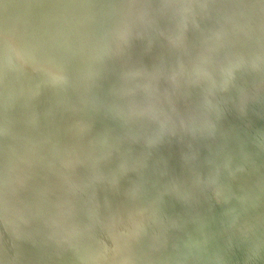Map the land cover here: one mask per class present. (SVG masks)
I'll use <instances>...</instances> for the list:
<instances>
[{"label": "rangeland", "instance_id": "1", "mask_svg": "<svg viewBox=\"0 0 264 264\" xmlns=\"http://www.w3.org/2000/svg\"><path fill=\"white\" fill-rule=\"evenodd\" d=\"M102 3L106 10L88 31L87 59L61 68L24 62L17 38L0 27V48L4 42L11 50H0V58L14 55L11 65L0 61V264H161L174 239L196 238L230 212L231 230L220 236L227 246L210 236L194 239L180 264H264V237L257 235L258 243L244 233L264 226V208L256 212L251 202L244 212L239 205L264 175V95L244 96L264 87V62L249 70L254 54L264 52V0ZM127 22L131 29L122 30ZM41 69L44 80L34 81ZM8 71L29 90H8ZM110 84L112 96L104 89ZM234 88L245 92L237 96ZM184 181L191 184L181 187L185 197ZM242 229L251 239L243 254L242 242L231 241ZM218 245L215 255L209 249Z\"/></svg>", "mask_w": 264, "mask_h": 264}, {"label": "bare ground", "instance_id": "2", "mask_svg": "<svg viewBox=\"0 0 264 264\" xmlns=\"http://www.w3.org/2000/svg\"><path fill=\"white\" fill-rule=\"evenodd\" d=\"M102 2H104V0H7V3L5 4V6L2 4V0H0V8H1V10H0V27H4V30L5 31H7L8 32V34L9 35H12V36H15L16 38H17V42H16V47H17V53H18V55L19 56H21L22 58H23V61L24 62H29V63H31V62H34V61H41V60H45L46 62H49V63H51L52 62V64L51 65H53V67H55V68H61V67H63V66H65V65H67L68 63H70V62H73L74 60H76V59H80V58H82V59H87V53H88V50H89V46H90V40H89V37H88V31H89V29H90V25H91V22L93 21V19H95L96 17H94L95 15L96 16H98L100 13H102L104 10H106V9H101L102 8V6H103V3ZM224 7V6H223ZM184 15V17L187 19V20H190V18H191V15L189 14V13H184L183 14ZM121 28H122V30L125 28V30H130L131 29V26L129 25V23L127 22V23H125V24H121ZM117 30V29H116ZM115 30V31H116ZM1 47V46H0ZM0 50H2V53H4V54H9L10 52H11V50L9 49V47L8 46H6V44L3 42V47L2 48H0ZM259 51V50H258ZM264 51V50H263ZM252 58V57H251ZM0 61H1V63H2V65H4V66H6V65H11L12 64V62L14 61V55L13 54H11V55H6V56H4V55H1V58H0ZM249 62H250V58H249ZM264 62V52H261V53H255L254 54V56H253V58L251 59V62H250V66L252 67H249V70H252L253 68H259V66H261L262 68H263V66H264V64H263V66L262 65H260V63H263ZM248 63V62H247ZM247 65V64H246ZM248 65V66H249ZM90 67L91 66H89V69H90ZM244 67H246V66H244ZM251 68V69H250ZM261 68V71L264 69H262ZM12 68H9V70H11ZM246 69H248V67H246ZM245 69V70H246ZM245 70H243V71H245ZM249 70H248V72H249ZM254 70V69H253ZM252 70V71H253ZM256 70V69H255ZM259 70H260V68H259ZM247 71V70H246ZM251 71V72H252ZM0 72H1V69H0ZM39 72H44L45 73V69H41V70H39L38 72H36V73H38V74H36V75H34L33 76V80L34 81H43L44 80V76H43V74L42 73H39ZM250 72V73H251ZM255 73H257V72H255ZM263 73V72H262ZM261 74V73H260ZM246 75V74H245ZM244 75V77H246ZM249 75V74H248ZM256 75H258V74H256ZM255 75V76H256ZM6 76V78H5V81H6V83L8 84V90H12V91H16L17 93H19V92H22V90L23 89H27V90H29L27 87H25V83L24 84H21V83H19V82H15L14 81V75L11 73V71H8L7 72V74L5 75ZM254 76V77H255ZM261 77H263L262 75H260ZM248 78V77H247ZM250 78V77H249ZM255 79V78H254ZM258 79V78H257ZM241 80H244L243 78H241L239 81H241ZM251 80V79H250ZM256 80V79H255ZM261 80H258V82H260ZM57 83H61V81H60V79L58 78L57 79V81H56ZM242 82V81H241ZM244 82V81H243ZM246 82V81H245ZM244 82V83H245ZM248 82H250L249 80H248ZM253 82H255V81H253ZM257 82V84H263L262 82L261 83H258ZM236 83V84H235ZM244 83H242L241 84V86H236V87H242V85H245ZM256 83V82H255ZM234 84L235 85H237L238 84V82L237 81H234ZM250 84H254V83H250ZM253 85L254 87L252 88V89H254L255 88V86H258V85ZM62 85V84H61ZM60 85V86H61ZM228 85H230V84H228ZM234 85V86H235ZM240 85V84H239ZM247 86H248V84H246ZM113 84H110L109 86H106V87H104V89H107L108 90V94H110L111 96H112V92H113ZM246 87V86H245ZM252 87V86H251ZM251 87H249L250 88V90H251ZM262 86H260V88H261ZM231 88V87H230ZM238 88V90H240L239 92H241V90L242 89H239ZM244 88V87H243ZM257 88H259V86L258 87H256L255 89H257ZM260 88L258 89V90H253V91H250L249 89H248V87H246V89H248L250 92L248 93L247 91V93L246 94H244V96L246 95L247 96V98H256V97H259L260 98V96H263L264 95V92L262 93V91L264 90V87H263V89L261 88V90H260ZM235 89V92L236 91H238L236 88H234ZM233 89V90H234ZM245 88H244V90H246ZM27 90H25V91H27ZM112 90V91H111ZM225 90V89H224ZM244 90H242V92H245ZM231 92V91H230ZM230 92H229V94H230ZM235 92L233 91V93L235 94ZM232 93V94H233ZM219 94V93H218ZM218 94H216L217 96H218ZM222 94V93H221ZM220 94V95H221ZM236 94H237V96L239 95V93H237L236 92ZM243 94V93H242ZM116 95V94H115ZM114 95V96H115ZM74 98H76L77 97V93L75 92L73 95H72ZM118 96V95H117ZM209 96V95H208ZM92 97H94V95L92 96ZM215 97V96H214ZM117 99L116 98V96L115 97H113L112 99ZM210 98V97H209ZM263 98H264V96H263ZM120 99V98H119ZM119 99H117V102H118V100ZM211 99H213V98H211ZM121 100V99H120ZM124 100V99H123ZM125 100H126V98H125ZM124 100V101H125ZM2 101V97H0V102ZM115 101V100H114ZM127 101V100H126ZM122 102V101H121ZM115 103H116V101H115ZM264 105V104H263ZM118 107V106H117ZM261 108H263L264 109V107L262 106ZM263 109H260V110H262V112H258L259 113V117H260V115H261V113H263L264 111H263ZM253 110V109H252ZM254 111V110H253ZM252 112V111H251ZM103 113V112H102ZM253 113H255V111L253 112ZM101 114V113H100ZM113 114V113H112ZM111 114V115H112ZM12 115H13V113H12ZM15 115H17V114H15ZM114 115V114H113ZM254 115H256V113L254 114ZM263 115H264V113H263ZM262 115V116H263ZM19 116V115H18ZM250 116H252V114H250ZM250 116H249V119H252V118H250ZM107 117H110V118H112L113 116H107ZM253 117H255V120H254V118H253V120L255 121H252L253 123H255L256 124V119H257V117H258V115H257V117L256 116H253ZM259 117H258V119H259ZM102 118V117H101ZM261 118V117H260ZM263 118H264V116H263ZM113 119V118H112ZM107 120H110V119H107ZM261 120H263V119H261ZM219 121V119L216 121V119L214 120V121H212V122H218ZM249 121V120H248ZM251 121V120H250ZM124 122V121H123ZM122 122V123H123ZM212 122H211V124H212ZM252 122H250V124H249V122H248V126L251 128L252 127V129H251V131H253V130H256V133H257V129H259V128H255L256 126H255V124H254V126H252L253 124H252ZM120 124H121V122H119ZM219 123V122H218ZM216 124V123H215ZM215 124H213V126L215 125ZM252 124V125H251ZM217 125V124H216ZM248 126H245V127H248ZM38 127H40V126H38ZM194 127V126H193ZM255 129H254V128ZM43 127H40V129H42ZM263 129H264V124H263V127H262ZM248 130H250V129H248ZM32 131H35V130H32ZM259 131V130H258ZM261 132H264L262 129L260 130ZM260 132V134L262 135V133ZM255 133V134H256ZM259 134V133H258ZM257 134V135H258ZM260 134H259V137H260ZM258 137V136H257ZM223 138H225V140H226V143H225V141H224V144H227V139H226V137H223ZM255 138H256V136L254 137V140H255ZM47 139V138H46ZM259 139V138H258ZM257 138H256V141H257V143L258 142H262V141H259ZM221 140V142H223L222 141V139H220ZM219 140V141H220ZM229 140V139H228ZM44 141V140H43ZM46 141V140H45ZM209 141V140H208ZM217 142V141H216ZM221 142L220 143H218V144H220V147H221ZM229 142V141H228ZM255 142V141H254ZM212 143H213V141H212ZM211 143V144H212ZM215 143V142H214ZM256 143V144H257ZM207 144L208 143H206V146H205V148H206V150L207 149H209V148H211V147H209V146H207ZM209 144H210V142H209ZM217 144V145H218ZM259 144V143H258ZM205 145V144H204ZM215 145H216V143H215ZM223 146V145H222ZM207 147H209V148H207ZM227 147V146H226ZM213 148V147H212ZM211 148V149H212ZM228 148V147H227ZM225 149V148H224ZM223 149V150H224ZM227 150V149H226ZM211 152H215V151H213V150H210ZM207 152H209V150H207ZM206 152V153H207ZM210 152V153H211ZM220 152V153H219ZM205 153V154H206ZM209 153V154H210ZM217 153H219L220 155H221V151H218V152H216V154ZM209 154L207 153V156H209ZM218 154V155H219ZM223 154V153H222ZM204 155V154H203ZM213 156V155H215V153L214 154H210V156ZM226 155V154H225ZM224 154H223V157L225 158L226 156H225ZM229 155V154H228ZM215 156H217V155H215ZM214 156V157H215ZM222 156V155H221ZM220 156V157H221ZM202 157V156H201ZM218 157V156H217ZM205 158V155L203 156V158L201 159L202 161H203V159ZM216 158V157H215ZM214 158V159H215ZM219 158V157H218ZM218 158H217V160H218ZM220 159H222V158H220ZM220 159H219V161L216 163V161H214L215 162V164H218L219 162H220ZM262 159H264V158H262ZM205 161H206V159H204ZM222 162H223V159L221 160ZM256 161L259 163V160L258 159H256ZM255 161V163H257ZM69 162V161H68ZM222 162H220V164L222 163ZM263 162V164H264V160L262 161ZM263 164H261V166L263 165ZM192 165V164H191ZM204 165H207V164H204ZM222 165V164H221ZM255 165H257V164H255ZM258 166V165H257ZM191 167V166H190ZM196 166H194L193 168H195ZM202 166H200L199 168H201ZM203 167H205V166H203ZM263 167H264V165H263ZM192 168V169H193ZM199 168H195V169H197V171H198V169ZM206 168V167H205ZM258 168V171L260 170V171H262L263 170V168H261V169H259L260 167H257ZM256 168V169H257ZM207 169V168H206ZM206 169H205V171H206ZM185 170V169H184ZM190 171V170H189ZM189 171L188 172H186V173H183V174H188L189 173ZM192 171V170H191ZM257 171V170H256ZM255 171V172H256ZM258 171H257V173H258ZM208 172V171H207ZM206 172V173H207ZM211 172V171H210ZM193 173V172H192ZM194 173H196V170H195V172ZM192 174V176H193V181L195 180V178H194V175L195 174ZM216 173V170H215V172H214V174ZM257 173H256V176H257ZM263 173V172H262ZM181 174V173H180ZM180 174L179 173H177V175H179V177L178 178H182V176L180 177ZM182 174V175H183ZM259 174H261L260 172H259ZM189 176H190V173L188 174ZM187 175V176H188ZM261 175H263V174H261ZM261 175H259V176H261ZM185 176V175H184ZM255 176V173H254V179L253 180H255L254 181V183H256L257 182V178L258 177H256ZM255 177H256V179H255ZM177 178V177H176ZM177 178V179H178ZM188 177H186V180H189V179H187ZM260 178V177H259ZM258 178V180H259V184L258 185H255L256 187H254L255 189L254 190H252V192L250 191V193L248 194V197H247V199L244 201V202H240L239 203V201L238 200H234V201H232V203H233V205L235 206L236 204L235 203H239V205L242 207V209L244 210V212H245V210H249V208H250V203L251 202H254L255 204H256V206L258 207V210L256 211V212H258L259 210H262L263 208H264V198L263 199H260V200H256V201H254L253 199H257V198H259L260 196H261V194H263L264 195V175H263V181L261 182V178L259 179ZM196 179H197V177H196ZM183 180H185V178L183 179ZM198 181H199V178L197 179ZM196 180V181H197ZM190 181V183L192 182L193 184H195V182L196 181H191V180H189ZM197 181V182H198ZM188 182V181H187ZM176 183H178L177 181H176ZM182 183V184H181ZM180 183V191L183 189V188H181L182 187V185H183V187H184V189H187V188H185V186L184 185H186V187H190L191 186V184L188 182V183H186L185 181H184V183H186V184H184L183 182H181ZM258 183V182H257ZM171 184H175L174 182L173 183H171ZM187 184H190V186L188 185L187 186ZM176 185V184H175ZM177 188H179V187H177ZM178 190V189H177ZM178 190V191H179ZM220 190V189H219ZM187 191V190H186ZM10 192V191H9ZM182 192V195L184 196V194H183V191H181ZM181 192H178V193H181ZM221 192H223V191H221ZM220 192V193H221ZM184 193H186L187 194V192H185L184 191ZM185 194V195H186ZM221 196H222V194H220ZM175 196H177V199H178V197H180L181 198V195H175ZM175 196H172V197H175ZM182 196V197H183ZM223 196H224V194H223ZM257 196V197H256ZM185 197V196H184ZM183 197V198H184ZM188 197V196H187ZM187 197H186V199H187ZM172 199V198H171ZM175 199L176 198H174L173 200H174V202H173V205H174V203H175ZM185 199V198H184ZM181 200H183V199H181ZM177 202V201H176ZM182 202H184V200L182 201ZM181 202V203H182ZM179 203V202H178ZM181 203H179V204H181ZM178 204V205H179ZM183 204V203H182ZM8 205H12L11 203L10 204H8ZM173 205H171L172 207H174ZM178 205H175V208H178ZM183 207H184V205H182ZM182 206H180L179 208H181ZM12 207V206H11ZM178 208V209H179ZM185 209H186V207H184ZM184 208H181L182 210L184 209ZM177 209V210H178ZM180 209V210H181ZM10 210V209H9ZM8 210V211H9ZM176 210V212H178ZM179 210V211H180ZM181 210V211H182ZM206 210V209H205ZM205 210H204V213H205ZM8 211H5L6 213H8ZM174 212H175V210H173ZM184 211H186V210H183V212ZM188 211H190L189 209H188ZM207 211V210H206ZM182 212V213H183ZM192 212V211H191ZM210 211H207V213L208 214H211V213H209ZM173 213V212H172ZM181 213V212H180ZM189 214V213H188ZM187 214V215H188ZM206 214V213H205ZM177 215L179 216V214L177 213ZM184 215H186V214H183L182 216H184ZM186 215V216H187ZM192 215V214H191ZM191 215L189 214L188 215V217L190 216L191 217ZM211 215H213V214H211ZM259 215H261V214H259ZM206 216V215H205ZM201 217V216H200ZM203 217V216H202ZM209 217V216H208ZM207 217V218H208ZM185 218V217H184ZM183 218V219H184ZM193 218V217H192ZM192 218H190V221H191V219ZM205 218V217H204ZM206 218V219H207ZM210 218H211V216H210ZM210 218H208V219H210ZM217 218H221V216H219V217H217ZM216 218V219H217ZM188 219V218H187ZM201 219H203V218H200V221H201ZM212 219V218H211ZM42 220V219H41ZM41 220H40V222H41ZM45 220V218L43 219V221ZM181 220H182V217H181ZM199 220V219H198ZM205 220V219H204ZM215 220V219H214ZM213 220V221H214ZM230 220H231V212L229 213V214H227V215H225V216H223V218H221L220 220H219V222H218V220H217V223H215L216 221H214V226H210L209 228L208 227H206V228H208V229H205L204 231H202L203 230V228H201L200 229V231L202 232V233H200V231H199V228L200 227H198L199 225L200 226H202L203 227V225L204 224H206V222L208 221V220H205V223L203 222V221H201V222H203V223H200L199 222V224H198V226H195V225H193V226H195V227H198L196 230L197 231H199V233H200V236H198V237H196V238H194L195 236H193V237H191L190 236V234H191V230L190 229H188V230H190V232H189V236H190V238L188 237V239H185V237H187L186 236V232L185 233H183L184 235H183V239H185L183 242H185V243H182V241L181 242H177V244H176V239H174L173 237V239L175 240H171L172 242H173V244L175 243L177 246H175V247H173L172 245H171V249H170V251L168 252V254L165 256V258L160 262L161 264H180V262L182 261V260H184L187 256H189V254H185V253H187V251H188V248L191 246V244H192V242H193V240L194 239H197V238H206V237H213L217 242H218V244H219V240H220V236H221V232H228V231H230L231 230V228H229L230 227ZM241 220H245L246 221V218H244L243 217V214L241 215V219L239 220V221H241ZM183 221V220H182ZM187 221V220H186ZM189 221V220H188ZM194 221H196L195 219H194ZM46 222V221H45ZM41 223H43V222H41ZM193 223H195V222H193ZM208 223V222H207ZM37 224V223H36ZM40 224V223H39ZM59 224V226H60V223H58ZM57 223H56V225H58ZM203 224V225H202ZM44 225V224H43ZM63 225V224H62ZM208 225H209V223H208ZM206 226H207V224H206ZM22 227H24V226H22ZM58 227V226H57ZM42 228V227H41ZM40 228V229H41ZM44 228V227H43ZM204 228H205V225H204ZM39 229V230H40ZM55 229H58V228H55ZM178 231H179V228H176ZM193 229V228H192ZM195 229H193L195 232H197ZM42 230V229H41ZM49 229H47V230H45V231H48ZM44 231V233H46ZM193 231V232H194ZM39 232H41V231H39ZM49 232V231H48ZM47 232V233H48ZM181 232V231H180ZM183 232V231H182ZM181 232V233H182ZM194 232V233H195ZM244 230L242 229V230H238L237 231V233L234 235V236H232L233 238H234V241L233 240H231L232 239V237H231V241H232V243L233 242H235V243H238L239 241L240 242H242V243H238L239 244V248L237 247V244H236V247H237V250L238 249H240L241 248V246H242V248H243V244L246 242L245 240H250L251 241V239H243L244 238V233H246V234H250V235H253L254 236V238H255V235H256V237H257V241H258V238L260 237L261 238V234H262V236L264 237V226H261V227H255V228H250V229H247L244 233ZM29 233V232H28ZM28 233H27V235H28ZM46 233V234H47ZM193 233V234H194ZM257 233V234H256ZM29 234H31V233H29ZM35 234H38L37 232H35ZM35 234H34V236H35ZM192 234V235H193ZM197 234V233H196ZM198 235V234H197ZM250 235H248V237L250 236ZM259 237H258V236ZM29 236H31V235H29ZM177 236V235H176ZM243 236V237H242ZM33 237V236H32ZM35 237H37V235L35 236ZM178 237H179V235H178ZM178 237H177V239H178ZM181 237V236H180ZM179 237V239L180 240H183L182 239V237L180 238ZM191 238H193V239H191ZM252 238V237H251ZM171 239V238H170ZM179 239H178V241H179ZM253 239V238H252ZM263 239V238H262ZM170 241V242H171ZM221 241V244H219L220 246L221 245H224V243L225 242H223V240L221 239L220 240ZM243 241H245L244 243H243ZM249 241V242H250ZM255 241V240H254ZM260 241H262V240H260ZM260 241H258V243L260 242ZM171 242V243H172ZM223 242V243H222ZM256 242V241H255ZM255 242H253V240H252V242L250 243V244H253V245H255ZM32 243V242H31ZM178 243H181V244H178ZM234 243V244H235ZM262 243H263V241H262ZM174 244V245H175ZM227 243H225V245H226ZM231 243L229 242L228 243V247H229V245H230ZM261 244V243H260ZM218 245V247H217V249L214 251L212 248H210L209 250L212 252V253H215V255H216V251L219 249V246ZM248 245V242H247V244L245 245V246H247ZM263 245V244H262ZM227 246V245H226ZM245 246H244V248L241 250V251H245ZM252 246V245H251ZM222 247V246H221ZM263 247V246H262ZM261 247V248H262ZM235 248V246L233 247V249ZM224 250H228V248L227 247H225V249ZM261 250H263V249H261ZM244 251L242 252V254L244 253ZM231 252V251H230ZM3 253V252H2ZM232 254V253H231ZM235 254H236V251H235ZM235 254H233V256H234V259H235V257H236V255ZM224 255V254H223ZM249 255H251V256H253L252 254H249ZM248 255V256H249ZM6 256V255H5ZM226 256V255H225ZM171 257V258H170ZM227 257V256H226ZM225 257V258H226ZM232 257V256H231ZM230 257V258H231ZM247 257V256H246ZM169 258H170V263H168V260H169ZM233 258V257H232ZM228 259V258H227ZM247 259H248V257H247ZM251 259V258H250ZM249 259V260H250ZM245 260H246V258H245ZM245 260H242L241 261V263L242 264H247L246 262H245ZM248 260V261H249ZM256 260V259H255ZM176 261H178V262H176ZM236 262L235 260H232V262ZM244 261V262H243ZM247 261V262H248ZM233 262V263H234ZM250 263L252 262V261H249ZM199 263H205V262H201V261H198V262H196L195 264H199ZM240 262H238V264H239ZM1 264H2V262H1ZM183 264H185V263H183ZM206 264V263H205ZM230 264V263H229ZM232 264V263H231ZM237 264V263H236Z\"/></svg>", "mask_w": 264, "mask_h": 264}]
</instances>
